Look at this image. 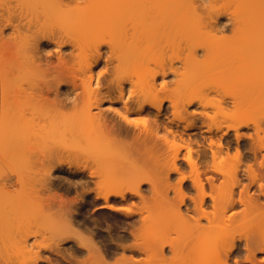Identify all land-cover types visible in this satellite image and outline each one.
<instances>
[{"label":"bare ground","instance_id":"1","mask_svg":"<svg viewBox=\"0 0 264 264\" xmlns=\"http://www.w3.org/2000/svg\"><path fill=\"white\" fill-rule=\"evenodd\" d=\"M207 1L0 0V264H264V218L246 228L242 214L264 206V0ZM223 14L235 29L229 39L246 46L233 58L230 40H209L225 27L217 22ZM176 34L190 46L186 57L168 51V61L164 54L148 60L165 37L174 46ZM45 44L55 45L57 62L43 56ZM199 49L205 60L213 49L226 52L219 60L232 58L231 73L248 59L260 67L244 87L214 85L224 91L215 103L210 90L181 84L201 62ZM62 82L72 96H53ZM167 90L172 95H160ZM63 190L79 192L82 207L61 202ZM142 201L156 215L141 213ZM94 205L114 211L109 224L123 233L89 226ZM165 208L181 221L170 227L178 240L164 241L162 227L142 236L139 227L161 221ZM193 217L195 226H183Z\"/></svg>","mask_w":264,"mask_h":264},{"label":"rangeland","instance_id":"2","mask_svg":"<svg viewBox=\"0 0 264 264\" xmlns=\"http://www.w3.org/2000/svg\"><path fill=\"white\" fill-rule=\"evenodd\" d=\"M205 1V0H204ZM220 1V0H219ZM222 2H223V0H221ZM206 2L207 3H209L207 0H206ZM205 2V3H206ZM217 2V1H216ZM221 2V3H222ZM229 2V1H228ZM1 3V2H0ZM206 3V4H207ZM214 4V3H213ZM216 4H218V3H216ZM87 4L85 3V4H83L82 5V8L83 7H85ZM228 4L226 3V5H225V2L223 3V6H227ZM211 6V3H209L208 5H207V7H210ZM219 6H222L221 4H219ZM218 6V7H219ZM229 6H231L230 5V3H229ZM87 7H88V5L84 8V9H86L87 10ZM205 7V6H204ZM205 10V9H204ZM201 12H202V10H201ZM207 12H205V13H201V14H203V16H204V14H206ZM207 16H208V13H207ZM228 18H227V16L226 15H224L223 14V16H220L219 18H218V20H217V22L218 23H220L221 24V26H225L223 29L222 28H219L218 29V33H217V38H214V39H212L211 38V36H210V38H209V40H214L213 42H214V44L216 43V40L215 39H218V38H220L221 39V42H219V43H217V45L219 44V46H220V44L222 43V42H224V40H226V42H227V44H228V40H230L231 42H232V46H230V48L226 51V52H230V56L232 55V58H233V56H235V53L237 52H242V53H240V55L241 54H243V52H244V50L246 49V46H245V48L243 47V44H238L237 42H235V44H237V45H234V43H233V41L231 40L232 38H233V36L235 37V35L233 34V33H235V29H233L232 28V26H231V24L228 22V20H227ZM205 20V19H204ZM203 22V21H202ZM207 22H209V21H206L205 23L206 24H204V26L205 25H207ZM202 28V27H201ZM200 28V29H201ZM218 28V27H217ZM207 30L209 29V28H206ZM202 30H204V27H203V29ZM201 30V31H202ZM210 30V29H209ZM233 30V31H232ZM10 31V29H8V31H6L7 33ZM203 32V33H202ZM201 33H202V35L204 34V33H206V32H204V31H202ZM208 32V31H207ZM178 35V36H177ZM206 34H204L203 36H205ZM209 35V34H208ZM216 35V34H215ZM175 36H177V39H175V38H173L174 40H175V43L176 44H174V46H173V42L172 41H170V39H169V41L170 42H172V43H170V42H167L166 40H168V38L166 39V37L164 38V40H165V42H162V43H160V44H158V46H160V47H157V50H159V48H160V50L159 51H157V50H155L156 49V47H154L155 49V52L157 51L158 53H156V55H155V52L153 51V54L152 53H150V56L151 55H154V57L156 58L157 56H161L162 54H164V56L166 57V55H165V52H168L169 51V53L171 54L172 53V56H173V54H174V56H175V58H176V56H180V57H182L183 55H184V52H187L184 48L186 47V46H189V45H186L185 44V42L187 41V40H184L185 38L184 37H182L180 34H176ZM174 36V37H175ZM184 36V35H183ZM194 36V35H193ZM173 37V36H172ZM171 36H170V38H172ZM185 37H187V36H185ZM189 37V36H188ZM192 37V36H191ZM206 37H207V35H206ZM209 37V36H208ZM207 37V38H208ZM230 37H232L231 39H229ZM163 39V38H162ZM172 40V39H171ZM190 40V39H189ZM219 40V39H218ZM159 41H160V39H159ZM162 41V40H161ZM229 41V43H231ZM235 41V40H234ZM226 42L225 43H223L224 45H227L226 44ZM169 43L171 44V46L169 45ZM187 43H189V42H187ZM222 44V45H223ZM245 44V43H244ZM191 45V44H190ZM44 46H45V48H44ZM43 46V49L44 50H46V51H44V50H42V54H43V56H48V58L49 57H51V59H52V61L53 62H57L56 61V59H57V55L59 54L58 53V50H56V47H55V45H53V44H45ZM46 46H47V48H46ZM216 46V45H215ZM164 47V48H163ZM190 47V46H189ZM222 47V46H221ZM225 47V46H224ZM55 48V49H54ZM65 48V49H64ZM63 48V50H62V52H64V54L65 55H67V54H69L70 53V51H71V47L70 46H68V47H64ZM161 48H163L162 50H161ZM215 48V47H214ZM226 48H228V45H227V47ZM241 48H243V50L241 49ZM171 49L173 50V49H175V51L173 50V52H170L171 51ZM186 49H188V47H186ZM216 50H219L220 51V49H218V48H215ZM215 49H213L214 50V52L212 51L211 52V54L213 55L214 53V58H210L209 57V55L211 56V54H208L207 55V58H208V60L206 59H204L203 58V55L202 54H204L205 56H206V53H204L203 51V49H199L198 51H199V54H198V57H199V55H200V57H201V62L200 63H195V66H193V68L195 67L196 69H191V71H189V72H193V73H189V74H186V76H185V78H183V80H182V82H181V84H187V87L188 86H190V84H192V85H195V86H192V88L193 87H196V89H203V88H205L204 89V92H205V90H208V92H209V90H210V92H209V94H210V100L211 101H214L215 103H217L218 102V100H221V94L224 92V91H228V90H230V87H231V89H232V87H234V86H232V85H234L235 84V82L236 83H239L240 85H243V84H245L246 85V81H248L249 82V80L248 79H250V76H252L253 74L255 75V70H258L257 69V67L256 66H259L260 67V60L259 61H253V60H255V59H253L252 61L254 62H252V64L251 63H249L250 61V59H248V61L246 62V68H242V69H240L239 71L240 72H238V73H231V71H232V69H231V71H229V65L227 66V63H230L229 62V60H230V58L228 57V61H223V56L225 57V55H223V53H221V52H219V51H217V53L215 52L216 50ZM57 52H56V51ZM107 50V47L106 46H104L103 47V51H106ZM189 50V49H188ZM222 50V49H221ZM242 50V51H241ZM151 51V52H152ZM163 51V52H162ZM48 52H50V53H48ZM69 52V53H68ZM189 52V51H188ZM225 52V53H226ZM52 53V54H51ZM168 53V54H169ZM221 54V57L222 58H220V59H222V61L221 60H219V57H220V54ZM224 53V54H225ZM239 53H238V55H239ZM50 56H49V55ZM54 54V55H53ZM55 54H56V57H55ZM187 54V53H186ZM219 54V56L218 57H216L217 55ZM227 55V54H226ZM237 55V54H236ZM150 56H149V59L148 60H150V59H152V56H151V58H150ZM204 56V57H205ZM228 56V55H227ZM184 57H186L185 55H184ZM212 57V56H211ZM158 58H160V57H158ZM157 58V59H158ZM162 58H163V56H162ZM215 58H217V60H215ZM231 58V59H232ZM55 59V60H54ZM177 59V58H176ZM175 59V62H176V64H179L181 61H180V59H178L179 61H177ZM224 59H226V58H224ZM158 60H160V59H158ZM158 60H156V64L158 63ZM168 60H170V59H168L167 57H166V61H168ZM173 60H174V57H173ZM227 60V59H226ZM257 60V59H256ZM155 61V60H154ZM161 61H163V59L161 60ZM72 62V61H71ZM151 62V61H150ZM160 62V61H159ZM223 62H225V64L223 63ZM227 62V63H226ZM245 63V62H244ZM258 63H259V65H258ZM56 64V63H55ZM155 64V63H154ZM153 63H152V65H151V63H150V65L151 66H153L154 65ZM197 64V65H196ZM250 64H251V66H250ZM179 65H181V63L179 64ZM178 65V66H179ZM253 65H255V66H253ZM103 63L99 66V67H97V69L98 70H103ZM155 66H153V68H154ZM230 67H232V66H230ZM134 69V68H133ZM255 69V70H254ZM192 70H194V71H192ZM249 71H250V73H249ZM252 71V72H251ZM255 72V73H254ZM184 77V76H183ZM252 78V77H251ZM168 79H172V75H169L168 76ZM182 79V78H181ZM180 79V80H181ZM251 80V79H250ZM180 82V81H179ZM227 83H229L231 86L228 88V85H227ZM189 84V85H188ZM224 85V84H226L227 86H226V88H227V90H226V88L224 87H222L221 85ZM214 85H216V87H217V85H218V88L219 89H223L224 91H219V89L217 88V89H215L216 87L214 86ZM70 86V87H69ZM71 84L68 82V83H66V82H62L61 84H60V86L59 87H61V88H59V89H56V91L54 92V90H55V88H53V92H51L52 94H53V96H55L54 94L55 93H58L59 91H60V93L59 94H61V95H63V97L62 98H64L65 96H72V94H70V93H73V90L74 89H72L71 88ZM208 86V87H207ZM220 86V87H219ZM225 86V85H224ZM186 87V86H185ZM187 87H186V89H187ZM207 87V88H206ZM210 87V88H209ZM212 87H215L214 89L212 88ZM243 87H244V85H243ZM69 88V89H68ZM189 88V87H188ZM191 88V87H190ZM191 88V89H192ZM183 89H185V88H183ZM195 89V88H194ZM195 89V90H196ZM211 89H212V91H211ZM58 90V91H57ZM189 90V89H188ZM195 90H193V91H195ZM216 90V91H215ZM66 91V92H65ZM70 91V92H69ZM203 91V90H202ZM218 91V92H217ZM64 92V93H63ZM68 92V93H67ZM184 92H186V91H184ZM184 92H182V93H184ZM196 92V91H195ZM200 92H201V90H200ZM207 92V91H206ZM205 92V93H206ZM188 93V92H187ZM190 93H192L191 91H190ZM189 93V94H190ZM198 93V92H197ZM202 93V92H201ZM65 94V95H64ZM68 94V95H67ZM204 94V93H203ZM207 95H209L208 93H206ZM160 95L161 96H163V97H168V96H170V95H172V93H171V91L170 90H167V91H163V92H161L160 93ZM183 95V94H182ZM184 96V95H183ZM256 97V96H255ZM230 99V98H229ZM226 100H228V97H226ZM213 102V103H214ZM107 104V105H106ZM110 105V103L108 102H104V107H103V109L104 110H106V109H109L111 106H109ZM106 106V107H105ZM115 106H118V105H115ZM199 106L198 105H194L193 106V108H198ZM231 107V106H230ZM106 108V109H105ZM231 110H230V113L232 112V111H234V108H230ZM249 109H251V108H249ZM210 110V113L211 114H213L214 112L213 111H215V109L214 108H210L209 109ZM252 110V109H251ZM253 111V110H252ZM216 112V111H215ZM229 112V111H228ZM254 113V112H253ZM221 118V117H220ZM217 119V118H216ZM228 119V120H227ZM227 119H223V117L221 118V119H219V122L221 121V122H223V120L225 121V122H223L224 124H229L230 123V120H229V118H227ZM218 120H216V122H217ZM220 122V123H221ZM218 123V122H217ZM219 124V123H218ZM243 131L244 132H252V131H254V128L253 127H250L249 129H246V128H244L243 129ZM231 134H233V131H231L230 132ZM233 146H236L235 145V143L233 144ZM233 148H235V147H233ZM232 148V150H230V152L232 151V153H230L231 155H233V153H235L236 151L234 150ZM236 149V148H235ZM118 156V155H117ZM119 156H121V157H124L125 155H124V153H121ZM127 156V155H126ZM233 157V156H232ZM133 159V158H132ZM229 160V159H228ZM132 161H134L135 162V160H132ZM230 162L229 163H231V162H235V159L233 160V158H231L230 160H229ZM242 162H244L243 160H242ZM175 177V176H174ZM222 178V177H221ZM174 180V179H173ZM247 181V179H245L244 180V182H246ZM249 181V180H248ZM220 182V181H219ZM247 183V182H246ZM239 190V189H238ZM59 192H62V190H60V191H58V193ZM66 192V193H65ZM71 192V193H70ZM70 192H68L67 193V191H65V190H63V194H62V199H59L61 202L63 201V202H65L66 203V206L67 207H69V206H73V204H74V202L75 201H73V200H76V202H77V205H78V203L79 204H81L82 203V199L83 198H81L79 195L77 196V194H79V192H77V191H70ZM73 192V193H72ZM77 192V193H76ZM174 191H172V190H170V192H169V196L170 197H172V198H174L175 197V192L173 193ZM250 192H252V193H250L251 195H259L261 192L257 189V186H255V188H252L251 189V191ZM260 192V193H259ZM147 194H148V192H146ZM60 194V193H59ZM195 194V193H194ZM152 195H153V193H152ZM151 195V193L150 194H148V198L150 199L151 198V200L149 201L148 200V198H147V201H149L148 203L150 204V206L151 205H154L155 204V200L153 201V199H155V198H153V196ZM256 195H255V197H256ZM257 195V196H258ZM158 196V195H157ZM157 196H155V197H157ZM76 197H78V198H76ZM76 198V199H75ZM79 198L81 199V200H79ZM58 199V198H57ZM78 199V200H77ZM69 200H71L70 201V203H71V205H69L70 203H69ZM172 200V199H171ZM263 200H264V198H263ZM58 201V200H57ZM72 201H73V203H72ZM59 202V201H58ZM68 202V203H67ZM75 202V203H76ZM144 202H146V201H144ZM142 203H143V201H142ZM142 203L140 202L139 203V205H141V206H139L140 207V212L141 213H143L144 215H146V214H150V213H155V215H156V212L157 211H155V206L151 209V207L149 206V204L146 202V203H143V206H142ZM69 206H68V205ZM65 205V204H64ZM75 206H76V204H74V209H76L77 208V210L78 209H80L79 207H82V204H81V206L79 205L78 207L76 206V208H75ZM146 206V207H145ZM98 207V205L96 206V205H94V206H90V209L91 210H89V213H90V215L94 218V216H95V219H100V220H98L99 222L101 221V224L103 225V226H106V221H108V220H110V221H114V217H115V215H117L114 211L112 212L111 210H109V209H104V208H97ZM144 207V208H143ZM72 208V210H73V212H74V209ZM209 209H211V208H213V207H208ZM134 209H135V207H134ZM242 209L243 208H237L236 210H235V213L236 214H241L242 213ZM77 210H75V211H77ZM102 210V211H101ZM136 210H137V207H136ZM146 210V211H145ZM149 210V211H148ZM155 212H154V211ZM166 210H167V212H166ZM214 210V209H213ZM261 210V211H260ZM91 211V212H90ZM101 211V212H100ZM209 211V210H208ZM211 211H212V209H211ZM210 211V212H211ZM254 211V210H253ZM259 211V212H258ZM93 212V213H92ZM100 212V213H99ZM104 212V213H103ZM112 212V213H111ZM163 212H166V213H163ZM169 212V210L168 209H163V211H161V213L160 214H162V219H161V221H159L158 223L157 222H155V223H148L149 225H147V227H148V229H147V227L146 226H142L141 225V223H139L140 224V226H142L143 228H141V227H139L141 230L140 231H142V229H143V231H142V236H144V234L146 233L147 234V232L149 233V232H154V230H155V228H153V227H158V228H163L162 230H159V231H161L162 233L161 234H163L164 236H165V238H164V241L166 240V239H168L169 241L171 240H173V239H177V236L179 237V235L177 234V232H174V231H172L171 229H172V227L175 229V227L177 228L179 225H180V223H178V221H180V220H178L176 217H175V215L173 216L171 213H168ZM248 212V214L246 213V215H244V210H243V216H247L246 218L244 217V221H245V224H246V228H247V225L248 226H250V225H252L253 224V222L255 223V222H257V221H259V219H262V218H264V206L262 207V209H257V211L256 212H254V214H253V212L252 213H249V211H247ZM251 212V211H250ZM108 214L107 216L106 215H104V214ZM114 213V214H113ZM259 213V214H258ZM103 214V215H102ZM113 214V215H112ZM166 215V214H168V216L166 215V219L167 220H164L165 219V217H164V215ZM250 214H252V215H250ZM87 215L90 217V215L87 213ZM143 215V216H144ZM171 215V218L169 217ZM256 217H255V216ZM260 217H259V216ZM111 216H114V217H111ZM173 216V217H172ZM92 217L90 218V220L92 219ZM97 217V218H96ZM102 217L104 218V219H102ZM107 217V218H106ZM108 217H110V218H108ZM117 217V216H116ZM163 217H164V219H163ZM168 217V218H167ZM174 217H175V219H174ZM255 217V218H254ZM113 218V219H112ZM257 218H259V219H257ZM102 219V220H101ZM112 219V220H111ZM170 219V220H169ZM174 219V220H173ZM190 219V218H189ZM189 219H188V221H189ZM248 219H249V221H248ZM93 220V219H92ZM157 220H158V218H157ZM173 220V222H171ZM247 220V221H246ZM257 220V221H256ZM110 221H108V223L107 224H109L110 223ZM162 221H163V223H162ZM165 221H167V223L166 224H168V225H166V224H164L165 223ZM205 221V220H204ZM169 222H171V224H169ZM181 222V221H180ZM104 223V224H103ZM113 223V222H112ZM111 223V224H112ZM186 224H184L183 226H187V227H189V226H195V224L197 223L196 222V220H195V218L193 217V219H190V221L187 223V220H186V222H185ZM204 223V225H209V223H207V222H203ZM138 224V225H139ZM158 224H160V225H158ZM179 224V225H178ZM165 225V226H164ZM182 225V224H181ZM168 227L167 229H166V232H168V234H166L165 233V229H164V227ZM175 226V227H174ZM170 227H171V229H170ZM246 228H244V230L246 229ZM151 229V230H150ZM169 229V230H168ZM173 229V230H174ZM147 232H146V231ZM159 231H157V232H159ZM150 233V234H151ZM172 233V234H171ZM145 234V235H146ZM170 234V235H169ZM167 235V236H166ZM169 235V236H168ZM145 237V236H144ZM178 240V239H177ZM73 242H67V243H64V245L63 246H65V247H67L69 244H72ZM169 254L167 255V257H169V258H171V256L173 257L175 254L174 253H170V252H168ZM48 254H50V253H48ZM211 255L217 260V259H221L222 257L217 253V248L216 247H213L212 248V251H211ZM232 258H234V257H232ZM240 257H238V259H239ZM258 258H259V260H260V258L262 259V258H264V254H259L258 255ZM231 261V264H234L235 263V261H234V259H230ZM240 260H241V258H240ZM242 264H250V263H248V262H243L244 261V259L242 258ZM237 264V263H236Z\"/></svg>","mask_w":264,"mask_h":264},{"label":"flooded vegetation","instance_id":"3","mask_svg":"<svg viewBox=\"0 0 264 264\" xmlns=\"http://www.w3.org/2000/svg\"><path fill=\"white\" fill-rule=\"evenodd\" d=\"M77 213H78V212H77ZM78 216H79V218H80L81 215L78 214ZM85 216H86V215H85ZM85 216L83 215V218H84ZM81 217H82V216H81ZM86 218H88V215H87ZM88 219H89V218H88ZM94 220L96 221V223L94 222ZM92 221H93V222H92ZM114 222H115V221H114ZM114 222H113V223H114ZM89 223H91V225H89ZM93 223H95V224L93 225ZM98 223H100V222H99V221L97 222V220L93 218V220H90V222H88V225H89V226H92V227L94 226V228L97 229V231H99V230L101 231V230H102L101 232L99 231L100 234L103 233V232H104V233H105V232L107 233V232L109 231V230H108V231H106V230L108 229V227H109L111 224H109V226H108V224H107V225L105 226V228H106V227H107V228L105 229L103 225L101 226V224H100V226H98ZM80 224H81V222H80ZM114 224H117V222L114 223ZM95 225H96L99 229L96 228ZM79 226H80V225H79ZM117 226H118V224H117ZM102 227L104 228V230H103ZM113 227H114V228H113ZM115 227H116V226H115V225L113 226V224H112V228H111V226H110V228L112 229V232L115 230V231H114V232H115L114 235L117 237L116 234H117V233L119 234V233L121 232L122 229L119 228V227H117V228H115ZM118 228L120 229V231H117V230H116V229H118ZM81 229H83V227H82ZM113 229H114V230H113ZM119 229H118V230H119ZM116 231H117V233H116ZM121 233H123V231H122ZM98 240H101V237H100V236L98 237ZM72 245H73V243H72ZM69 246H71V245H69ZM69 246H68V247H69Z\"/></svg>","mask_w":264,"mask_h":264}]
</instances>
